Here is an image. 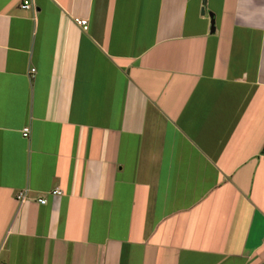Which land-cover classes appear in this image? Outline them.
<instances>
[{
    "label": "crops",
    "instance_id": "1",
    "mask_svg": "<svg viewBox=\"0 0 264 264\" xmlns=\"http://www.w3.org/2000/svg\"><path fill=\"white\" fill-rule=\"evenodd\" d=\"M23 1L0 0V264H264V0Z\"/></svg>",
    "mask_w": 264,
    "mask_h": 264
},
{
    "label": "built area",
    "instance_id": "2",
    "mask_svg": "<svg viewBox=\"0 0 264 264\" xmlns=\"http://www.w3.org/2000/svg\"><path fill=\"white\" fill-rule=\"evenodd\" d=\"M30 1L29 0H24L21 7L22 8H29L30 7ZM74 22L80 26L82 29H86L88 27V21L85 18L82 17H75L74 18ZM34 71V69H31V72ZM28 127H25L23 129V135L27 136L28 134ZM50 194L53 196H60L62 194V190L59 187H55L50 191ZM16 199L20 202V203H24L28 201V196L25 190H21L18 192V194L16 195ZM37 201L41 204H45L47 199L45 197H38Z\"/></svg>",
    "mask_w": 264,
    "mask_h": 264
},
{
    "label": "water",
    "instance_id": "3",
    "mask_svg": "<svg viewBox=\"0 0 264 264\" xmlns=\"http://www.w3.org/2000/svg\"><path fill=\"white\" fill-rule=\"evenodd\" d=\"M203 8L201 9V12H203ZM210 17H211V27H210V32H213L214 31V21H213V16L212 14L210 13Z\"/></svg>",
    "mask_w": 264,
    "mask_h": 264
}]
</instances>
